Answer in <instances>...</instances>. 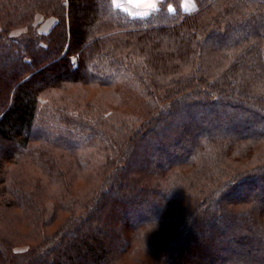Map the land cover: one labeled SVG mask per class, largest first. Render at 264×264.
I'll list each match as a JSON object with an SVG mask.
<instances>
[{
	"label": "trees",
	"instance_id": "trees-1",
	"mask_svg": "<svg viewBox=\"0 0 264 264\" xmlns=\"http://www.w3.org/2000/svg\"><path fill=\"white\" fill-rule=\"evenodd\" d=\"M182 1L0 0V206L34 228L1 261L264 264V0Z\"/></svg>",
	"mask_w": 264,
	"mask_h": 264
},
{
	"label": "rangeland",
	"instance_id": "rangeland-1",
	"mask_svg": "<svg viewBox=\"0 0 264 264\" xmlns=\"http://www.w3.org/2000/svg\"><path fill=\"white\" fill-rule=\"evenodd\" d=\"M126 1H129V0H126ZM130 1H129V3H130ZM146 1H153V0H137V1H134L135 3L140 4V5H137V6L134 5L135 6L134 8L138 7L139 9L137 8V11L132 10L131 14L132 13L138 14V13H143V12L149 13V10H150L149 6L148 7L147 6L146 7L141 6V5H146L145 4ZM160 1L161 0H154L153 3L154 4L156 3V6H157ZM119 2H120V0H119ZM182 7L185 10H193L195 8L194 0H183L182 1ZM54 21H55L54 17L42 18V16L38 15L36 17V22H38V28H37L38 31L39 32H47L50 29V27L52 26V24L54 23ZM26 31L27 30L25 27L14 28V29H12L10 35L14 38L15 37L20 38L24 33H26ZM90 89L94 93V96H90V99H92V102L97 103L98 101H102L104 103H108L110 101V98H105V96L107 94H109L110 91H108L106 89L102 90V88H100V87L90 88ZM78 92H79L78 89H76L74 87L69 88V91H68V93L71 94L72 96L77 95ZM78 95H79V97H81V96L85 95V93L80 92ZM54 152L56 153V150ZM55 156H56L58 161L60 160L59 162L62 161L64 168L67 170V168L65 166L68 164V161H70L69 156H67L66 159L63 158V160L60 159L59 155H55ZM64 157H66V156H64ZM11 170L16 171V173H15L16 176H15V178H12V180L18 182V179L24 178V179L31 181L30 184L36 188V192L38 193V195L44 196L46 193L52 191L54 189V187H56L55 184L51 180H49V178H48L49 176H46L42 173L40 166L36 167L35 165H32L31 163H27V162H24L23 165L21 164L19 166V164L17 165L15 163L14 167ZM36 182H37V184H35ZM79 183H84V182L79 181ZM29 189L32 190V188H29ZM31 216L32 215H30L28 213L22 212V209L20 207H17V206H13V207L0 206V234H1V236L20 241L19 240L20 239L19 233L26 234L29 231L32 232V230L34 229L31 225V222H30ZM26 248H27L26 244H21V245L16 246L14 251H21L22 252V250H25ZM132 256L137 259L138 257L140 258L141 256L145 257V253L137 252V253H134ZM0 264H6V263H4L3 261L0 260ZM134 264H136V263H134ZM142 264H144V263H142Z\"/></svg>",
	"mask_w": 264,
	"mask_h": 264
},
{
	"label": "crops",
	"instance_id": "crops-1",
	"mask_svg": "<svg viewBox=\"0 0 264 264\" xmlns=\"http://www.w3.org/2000/svg\"><path fill=\"white\" fill-rule=\"evenodd\" d=\"M130 1V0H129ZM129 1H126V0H120V2H119V0H114V3L118 6V7H122L123 9H125V10H129V12H131L132 10H136L137 11V8H134L135 6L134 5H140V4H137V3H135L134 1H137V0H131L130 1V3H129ZM154 2V0L153 1H146V5H141V6H144V7H148V5L149 4H152ZM133 4V5H132ZM157 6H156V3H155V8H156ZM139 9V8H138ZM152 10V8H150V10H149V12ZM137 14V13H136Z\"/></svg>",
	"mask_w": 264,
	"mask_h": 264
},
{
	"label": "snow or ice",
	"instance_id": "snow-or-ice-1",
	"mask_svg": "<svg viewBox=\"0 0 264 264\" xmlns=\"http://www.w3.org/2000/svg\"><path fill=\"white\" fill-rule=\"evenodd\" d=\"M148 6H149L150 8H152V9H155V4H154V3L149 4ZM193 7H194V6H193ZM169 11H171V9H169ZM138 15L147 16V15H148V12L138 13Z\"/></svg>",
	"mask_w": 264,
	"mask_h": 264
}]
</instances>
